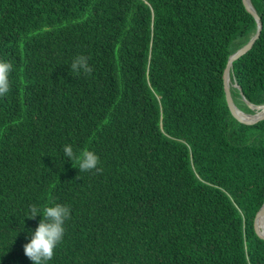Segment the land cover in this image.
<instances>
[{
    "label": "trees",
    "instance_id": "trees-1",
    "mask_svg": "<svg viewBox=\"0 0 264 264\" xmlns=\"http://www.w3.org/2000/svg\"><path fill=\"white\" fill-rule=\"evenodd\" d=\"M250 1L261 36L230 78L236 107L255 115L264 0ZM257 31L243 0H0V60L13 64L0 98V264H32L33 204L71 208L48 264H264V120L240 123L224 85ZM77 55L90 76L71 71ZM68 144L103 172L79 171Z\"/></svg>",
    "mask_w": 264,
    "mask_h": 264
},
{
    "label": "clouds",
    "instance_id": "clouds-1",
    "mask_svg": "<svg viewBox=\"0 0 264 264\" xmlns=\"http://www.w3.org/2000/svg\"><path fill=\"white\" fill-rule=\"evenodd\" d=\"M89 57L77 55L71 63V71L77 74L83 73L90 76L93 68L89 65ZM13 64L0 60V98L5 97L11 91L10 74ZM64 155L69 161H76L81 172H93L101 174L100 158L92 151H83L79 155L74 152L72 145H65ZM30 215L27 219H35L42 216L38 227L31 234L30 242L23 246L24 255L32 261V264H48L54 258L55 250L62 243L66 228L65 223L71 218V208L67 205L56 204L53 207H45L43 214L36 205H30Z\"/></svg>",
    "mask_w": 264,
    "mask_h": 264
},
{
    "label": "water",
    "instance_id": "water-1",
    "mask_svg": "<svg viewBox=\"0 0 264 264\" xmlns=\"http://www.w3.org/2000/svg\"><path fill=\"white\" fill-rule=\"evenodd\" d=\"M243 3L246 7V9L248 10V12L255 18V20L258 23V31L257 33L252 37V39L249 41V43L244 46L242 49H240L239 51H237L235 54H233L228 62L227 68L225 70L224 73V85H225V93H226V100H227V104L229 106V109L232 113V115L242 124L246 125V126H253L256 125L258 123H260L261 121L264 120V106L262 107H254L251 104L248 105L252 110H258L259 112L255 115H247L245 113H243L242 111H240L234 101H233V97H232V93H231V78H230V69L233 65V63L237 60H239L240 58H242L243 56H245L249 51L252 50V48L254 47L255 43L258 41V39L261 36V32H262V28L263 25L261 23V19L256 11V9L253 7L252 3L250 0H243ZM235 87H238L237 85H235ZM245 100V99H244ZM246 101V100H245ZM241 115H245L248 117H254L255 120L253 121H245ZM260 222L264 225V205L262 206V208L260 209L256 220H255V230L257 235L262 238L264 240V234L262 232V229L260 228L259 224Z\"/></svg>",
    "mask_w": 264,
    "mask_h": 264
},
{
    "label": "bare ground",
    "instance_id": "bare-ground-1",
    "mask_svg": "<svg viewBox=\"0 0 264 264\" xmlns=\"http://www.w3.org/2000/svg\"><path fill=\"white\" fill-rule=\"evenodd\" d=\"M242 116V118L246 121H253V120H255V118L254 117H248V116H245V115H241ZM259 226H260V228L262 229V232H263V234H264V225L260 222V224H259Z\"/></svg>",
    "mask_w": 264,
    "mask_h": 264
},
{
    "label": "rangeland",
    "instance_id": "rangeland-1",
    "mask_svg": "<svg viewBox=\"0 0 264 264\" xmlns=\"http://www.w3.org/2000/svg\"><path fill=\"white\" fill-rule=\"evenodd\" d=\"M259 111L257 110L255 114H257Z\"/></svg>",
    "mask_w": 264,
    "mask_h": 264
}]
</instances>
